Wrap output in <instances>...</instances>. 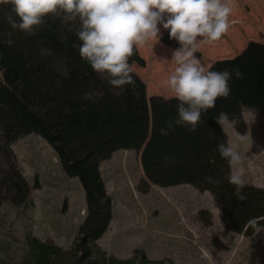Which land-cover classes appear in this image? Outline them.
<instances>
[{"label":"rangeland","instance_id":"obj_1","mask_svg":"<svg viewBox=\"0 0 264 264\" xmlns=\"http://www.w3.org/2000/svg\"><path fill=\"white\" fill-rule=\"evenodd\" d=\"M224 2L232 8L228 31L218 41H198L196 56L206 67L235 57L250 42L264 45V0ZM161 31L160 40H149L136 49L142 64L129 62L144 83L147 97L170 98L174 93L165 81L177 66L172 57L175 48L163 41L167 30L161 27ZM26 67L31 81L23 77ZM18 72L36 102L59 117L75 144L83 147L93 139L89 107L54 76L32 46ZM14 107L13 98L0 96V129L29 186L35 181L38 186L30 189L26 206L0 204V258L6 264H23L28 232L68 252L85 218L86 202L78 179L63 175L52 147L27 118L16 120ZM242 117L243 133L228 123L222 126L227 144L235 143L242 157L230 171L264 189V113L244 108ZM238 136L245 139L237 140ZM99 168L111 198V216L97 243L108 255L125 260L144 254L147 259L173 264H264V226L249 234L227 231L208 191L191 183L161 186L147 181L140 153L133 150H115Z\"/></svg>","mask_w":264,"mask_h":264},{"label":"trees","instance_id":"obj_2","mask_svg":"<svg viewBox=\"0 0 264 264\" xmlns=\"http://www.w3.org/2000/svg\"><path fill=\"white\" fill-rule=\"evenodd\" d=\"M8 10L7 6L0 5V96L13 98L17 104L13 109L16 120L27 118L34 124L39 136L52 147L63 175L77 178L82 185L86 202L85 218L68 252L28 232L23 264H173L136 253L128 259H118L108 255L97 243L111 216V198L99 166L119 148L140 153L147 181L161 186L191 183L199 190L208 191L227 231L249 234L264 226V189L246 183L242 191L247 198H236L235 186L228 181L230 165L214 151L219 142L227 144V136L213 119L220 112H226L239 121L233 128L243 133L246 130L244 108L264 113V45L250 42L235 57L214 61L211 66L217 71L238 66L243 78L233 77L229 81L231 94L221 97L215 108L202 113L196 131L174 125L167 135H161L162 128L167 130L166 122L177 117L174 96L147 97L144 83L134 73L135 86L113 88L81 59L80 41L76 36L78 22L63 23L49 16L34 35L26 36L11 28L5 18ZM163 41L178 47L167 32ZM31 46L54 76H59L72 94L89 107L96 124L93 122V139L83 147L71 140L59 117L36 102L29 87L19 78L18 69ZM130 60L142 64L136 51ZM23 77L31 81L27 67ZM206 177L218 183H209ZM37 186L36 181L33 187L29 186L14 149L0 129V204L26 206L30 203V189ZM0 264L6 262L0 258Z\"/></svg>","mask_w":264,"mask_h":264},{"label":"clouds","instance_id":"obj_3","mask_svg":"<svg viewBox=\"0 0 264 264\" xmlns=\"http://www.w3.org/2000/svg\"><path fill=\"white\" fill-rule=\"evenodd\" d=\"M0 5L9 9L5 18L11 28L26 36L34 35L49 16L63 23L78 22L81 59L113 88L135 86L130 59L149 40H160L161 27L167 30L169 39L179 45L172 50L177 66L165 81L177 100V117L166 122L167 130L162 128L161 135H167L174 125L196 131L202 113L231 94L229 81L243 78L238 66L217 71L203 65L196 56L199 39L218 41L228 31L232 8L224 0H0ZM213 119L221 126L228 123L235 127L239 123L226 112ZM214 151L230 166L241 163L235 143L219 142ZM205 179L218 183L212 177ZM228 181L235 186L236 198L245 200L242 174H229Z\"/></svg>","mask_w":264,"mask_h":264},{"label":"bare ground","instance_id":"obj_4","mask_svg":"<svg viewBox=\"0 0 264 264\" xmlns=\"http://www.w3.org/2000/svg\"><path fill=\"white\" fill-rule=\"evenodd\" d=\"M101 171V170H100Z\"/></svg>","mask_w":264,"mask_h":264}]
</instances>
